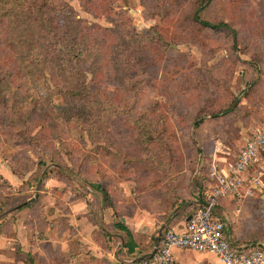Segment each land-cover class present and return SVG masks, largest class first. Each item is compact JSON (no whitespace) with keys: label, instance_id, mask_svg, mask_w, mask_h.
Here are the masks:
<instances>
[{"label":"trees","instance_id":"obj_1","mask_svg":"<svg viewBox=\"0 0 264 264\" xmlns=\"http://www.w3.org/2000/svg\"><path fill=\"white\" fill-rule=\"evenodd\" d=\"M117 1L78 0L82 10L93 18H104L109 24L104 26L97 22L88 23L79 17L66 0H0V107L8 112L6 122L1 124L11 129L8 130L21 145L17 148L26 147L24 153L28 152L29 146H49V138H57L50 134L58 126L67 128L68 139L82 140L84 130L90 142L97 144L109 142L104 125L110 120L130 124L136 133L130 136L128 147L134 146L131 147L132 153L137 154L138 149L141 156L133 157L127 153L129 151L124 153L121 157L133 164L134 171H122L121 176H133L138 192H142L145 198L154 199L159 206L157 209L172 212L178 198L174 185L183 176L184 157L179 147L164 138L166 128L162 129L161 123L158 126L146 114L137 117L131 114L128 96L131 97V91L133 97L137 96L144 86H148L145 83L147 77L171 61V57L166 55L163 63L159 64L162 60L160 53H169L168 45L181 42V34L170 31L174 27L172 21L179 22L181 28L187 22L201 32L228 33L234 49L238 33L228 21L206 17L205 12L214 0H138L144 8L161 18L159 24L152 25L150 31L143 34L132 28L129 17L115 7ZM201 43L206 47L203 41ZM54 98H59L58 106L54 104ZM238 103L233 100L225 106L212 105L211 108L203 105L192 119L193 127L200 126L206 118L234 114L239 109ZM263 122L264 116L260 125ZM102 150L100 148V152ZM205 156L207 160L209 156ZM161 158L165 159L168 171H155L158 164L154 163ZM200 162L201 157L197 163ZM51 164L58 171H30L17 187L18 193L35 190L34 198L8 210L9 184L0 175V231L10 228L9 222L14 217L7 214L12 210L29 208L32 219L40 216L39 205L46 190L44 181L52 177L66 184L76 182L99 193L102 204L109 205L117 214L119 190L116 188L114 194L111 186L98 179L96 171L93 179L92 171H78L53 161ZM44 166L45 161L40 160L38 170ZM202 166L203 162L199 168ZM208 166L206 171H198L202 174L195 180L197 200L202 201V191L208 183ZM27 172L12 171L20 178ZM166 181L173 182L171 189ZM49 190L60 204L64 191L57 188ZM78 195L82 196L80 192ZM253 199L261 200L258 197ZM217 207H214L213 217L224 224L225 237L235 250L264 249V243L256 239L233 240L231 226L217 214ZM126 235L128 251L133 253L134 236L128 230ZM26 257L25 264L47 263L31 253ZM62 257L56 253L48 262L62 264Z\"/></svg>","mask_w":264,"mask_h":264},{"label":"rangeland","instance_id":"obj_2","mask_svg":"<svg viewBox=\"0 0 264 264\" xmlns=\"http://www.w3.org/2000/svg\"><path fill=\"white\" fill-rule=\"evenodd\" d=\"M66 1L88 23L109 25L104 18L95 19L82 10L78 0ZM115 7L129 17L131 27L142 34L149 32L152 25L161 21L158 15L144 8L138 0H119ZM205 15L226 20L237 30L236 49L231 45L228 33L201 32L187 22L181 28L179 22L172 21L174 27L170 31L180 33L181 42L168 45L171 51L160 53L162 60L159 64L163 63L166 55L171 57V61L163 67L159 66L147 77L145 83L148 86H144L137 96L133 97L132 91L131 97L128 96L134 117L149 115L158 126L161 123L162 129L166 128L164 138L179 147L185 159L181 171H193L190 178L194 182L202 174H195V171H206L216 150L217 158L231 159L246 138L260 126L264 116V0H214ZM233 100L236 103L239 101V109L234 114H224L215 119L206 118L200 126L193 127L192 119L203 105H208L207 108L212 105L225 106ZM53 102L58 106L60 100L54 98ZM6 114L8 112L0 107V173L28 171L21 178L14 174L19 185L30 171H58L51 164L52 161L78 171H92L93 179L96 171L98 179L111 186L114 194L118 183H131L134 180L133 176H121L122 171H134L133 164L130 165L121 156L127 151L133 157L141 156L138 149L137 154L132 153L134 150L131 147L134 146L128 147L130 136L136 133L130 124L110 120L104 125L105 137L109 142L97 144L90 142L82 128V140L68 139L65 132L67 128L58 126L50 134H55L57 138L50 137L49 146H29L28 152L24 153L26 147L17 148L21 145L15 141L9 131L11 129L1 124L2 121L6 122ZM100 148L103 149L101 152ZM205 154L209 156L207 160ZM200 157L204 163L201 168V162L197 163ZM40 160L45 161V166L38 170ZM154 164H158L155 171H168L164 158ZM51 179L63 183L53 177L44 183L48 184ZM17 189L16 186L8 188L10 200L7 210L36 193L34 190L18 193ZM47 200H51V197L43 201ZM222 208L231 226L233 240L256 239L264 243V201L253 198L240 202L226 201Z\"/></svg>","mask_w":264,"mask_h":264},{"label":"crops","instance_id":"obj_3","mask_svg":"<svg viewBox=\"0 0 264 264\" xmlns=\"http://www.w3.org/2000/svg\"><path fill=\"white\" fill-rule=\"evenodd\" d=\"M0 174L7 180L9 188L19 186V180L11 171ZM191 175L193 171H183V176L174 185L178 198L172 212L157 209L159 206L154 199L145 198L137 191L135 180L118 183L117 214L109 205L102 204L99 193L80 184L51 179L49 185L44 184L46 190L39 205V217L32 219L29 208L8 212L7 216L14 219L9 222L8 230L0 231V264H25L28 253L41 257L46 264H50V256L56 253L63 255L62 264H132L137 257L152 251L164 229H183L189 212L197 201H201L197 200L198 187ZM208 179L206 186L211 182L209 169ZM172 183L166 181L167 187L171 189ZM49 188L64 191L60 204ZM48 196L51 200L43 201ZM28 198L31 201L34 194ZM226 201L237 200L224 197L217 201V214L227 221L222 208ZM125 229L134 236L133 253L128 251ZM172 256L171 264H222L213 253L206 251L173 249Z\"/></svg>","mask_w":264,"mask_h":264},{"label":"built area","instance_id":"obj_4","mask_svg":"<svg viewBox=\"0 0 264 264\" xmlns=\"http://www.w3.org/2000/svg\"><path fill=\"white\" fill-rule=\"evenodd\" d=\"M263 155L264 122L246 138L234 158H217L214 154L209 165L211 182L203 191L202 201L187 217L183 229H167L154 245L153 255L134 264H171L173 249L210 252L222 264H264V249L235 250L225 237L224 224L213 217L220 198L245 201L258 197L264 201Z\"/></svg>","mask_w":264,"mask_h":264},{"label":"water","instance_id":"obj_5","mask_svg":"<svg viewBox=\"0 0 264 264\" xmlns=\"http://www.w3.org/2000/svg\"><path fill=\"white\" fill-rule=\"evenodd\" d=\"M155 249H156V247L154 246L150 253H147L141 257H137L136 259L133 260V262H138L140 260L150 258L153 255V253L155 252Z\"/></svg>","mask_w":264,"mask_h":264}]
</instances>
